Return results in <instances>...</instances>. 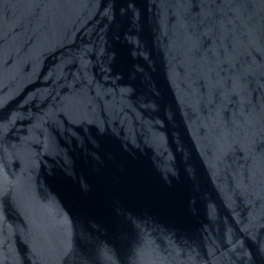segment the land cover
<instances>
[{
  "label": "water",
  "instance_id": "1",
  "mask_svg": "<svg viewBox=\"0 0 264 264\" xmlns=\"http://www.w3.org/2000/svg\"><path fill=\"white\" fill-rule=\"evenodd\" d=\"M0 264H264V0H0Z\"/></svg>",
  "mask_w": 264,
  "mask_h": 264
}]
</instances>
